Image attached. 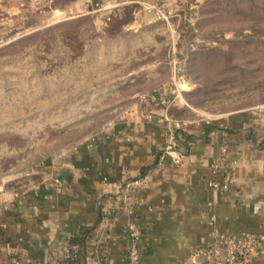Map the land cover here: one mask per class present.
Listing matches in <instances>:
<instances>
[{
	"label": "crops",
	"instance_id": "1",
	"mask_svg": "<svg viewBox=\"0 0 264 264\" xmlns=\"http://www.w3.org/2000/svg\"><path fill=\"white\" fill-rule=\"evenodd\" d=\"M212 1L79 0L78 6L98 19L132 10L126 28L139 33L157 23L143 11L147 6L176 19ZM8 17L11 23L16 16ZM4 20L0 35L11 28ZM173 97L168 85L138 97L96 135L37 164L15 186L4 184L0 264H127L130 223L141 232L143 264H206L215 232L264 234V117L239 111L181 122L185 158L177 166L166 158L159 167ZM146 174L147 189L126 190ZM226 178L227 190L210 186ZM247 264H264V255Z\"/></svg>",
	"mask_w": 264,
	"mask_h": 264
},
{
	"label": "rangeland",
	"instance_id": "2",
	"mask_svg": "<svg viewBox=\"0 0 264 264\" xmlns=\"http://www.w3.org/2000/svg\"><path fill=\"white\" fill-rule=\"evenodd\" d=\"M78 2L0 0V21L16 16L0 35V194L165 85L180 123L239 111L264 117V0H217L176 19L156 5L165 23L146 7L157 23L139 33L126 28L132 10L98 19Z\"/></svg>",
	"mask_w": 264,
	"mask_h": 264
},
{
	"label": "built area",
	"instance_id": "3",
	"mask_svg": "<svg viewBox=\"0 0 264 264\" xmlns=\"http://www.w3.org/2000/svg\"><path fill=\"white\" fill-rule=\"evenodd\" d=\"M147 12L155 13L159 20H167V16L157 6H147ZM167 132L165 146L158 160V166H164L166 158H170L174 165H180L185 158L182 150L180 122L166 117ZM226 150L223 149V153ZM221 163L213 164L214 171H218ZM150 185L148 174L130 181L126 184V190H143ZM232 185V179L226 178L223 182L213 180L210 186L214 189L225 191ZM214 221V219H213ZM213 225V222H212ZM127 238L129 248L127 252V264H143L141 253V232L137 224L130 223L127 226ZM206 264H247L257 256L264 255V234L245 233L239 236H227L215 232V241L204 253Z\"/></svg>",
	"mask_w": 264,
	"mask_h": 264
},
{
	"label": "trees",
	"instance_id": "4",
	"mask_svg": "<svg viewBox=\"0 0 264 264\" xmlns=\"http://www.w3.org/2000/svg\"><path fill=\"white\" fill-rule=\"evenodd\" d=\"M212 2H214V1H212ZM115 18H116V17H113L112 19L115 20ZM112 19H110V20H112ZM157 22H163V21L158 20ZM54 27H55V26H54ZM147 35H148V33H146V35L144 36V41H145V38H146ZM144 41H139L137 44H134V46H136V47H140V48L142 47L143 49H145V48L143 47V45H144V43H145ZM101 46H102V43H98V44H97V47H98V48H101ZM132 46H133V45H132ZM105 63H106L105 60H103L101 63H99V62L96 60V62L93 63V64H95V65H97V64H98V65H104ZM112 63H116V61H111V63H110V62H107V64H112ZM80 64H81V63H80ZM79 69L81 70V67H80V68H77V69H73V68H72V69H69V70H68V73H71V72L77 71V70H79ZM65 71H66V69H65ZM65 71H64V72H65ZM68 73H65L64 75H62V76L60 77L61 80H60V78L57 77V76H55L54 79H56V80L59 79V81H62V79H63V80H67L66 75H67ZM71 75H73V74H71ZM59 81H58V82H59ZM60 85H61V83H60ZM60 85H57V86H60ZM64 88H66V86H64ZM101 90H102V88L99 87L98 90H97V92L99 93ZM182 143H183V142H182ZM72 242H73V241H72Z\"/></svg>",
	"mask_w": 264,
	"mask_h": 264
}]
</instances>
